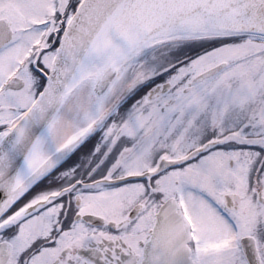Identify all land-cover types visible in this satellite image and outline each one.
I'll return each mask as SVG.
<instances>
[{
    "label": "snow or ice",
    "instance_id": "snow-or-ice-1",
    "mask_svg": "<svg viewBox=\"0 0 264 264\" xmlns=\"http://www.w3.org/2000/svg\"><path fill=\"white\" fill-rule=\"evenodd\" d=\"M0 264H264V0H0Z\"/></svg>",
    "mask_w": 264,
    "mask_h": 264
}]
</instances>
